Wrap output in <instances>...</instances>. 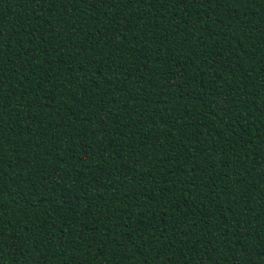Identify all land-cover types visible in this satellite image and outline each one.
<instances>
[{
    "label": "trees",
    "instance_id": "trees-1",
    "mask_svg": "<svg viewBox=\"0 0 264 264\" xmlns=\"http://www.w3.org/2000/svg\"><path fill=\"white\" fill-rule=\"evenodd\" d=\"M0 264H264V0H0Z\"/></svg>",
    "mask_w": 264,
    "mask_h": 264
},
{
    "label": "snow or ice",
    "instance_id": "snow-or-ice-1",
    "mask_svg": "<svg viewBox=\"0 0 264 264\" xmlns=\"http://www.w3.org/2000/svg\"><path fill=\"white\" fill-rule=\"evenodd\" d=\"M177 2H179V0H177Z\"/></svg>",
    "mask_w": 264,
    "mask_h": 264
}]
</instances>
